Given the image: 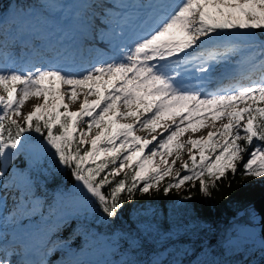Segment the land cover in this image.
Instances as JSON below:
<instances>
[{
  "label": "snow or ice",
  "instance_id": "6c2138e0",
  "mask_svg": "<svg viewBox=\"0 0 264 264\" xmlns=\"http://www.w3.org/2000/svg\"><path fill=\"white\" fill-rule=\"evenodd\" d=\"M131 4L133 16L124 3L106 5L98 16L83 11L95 4L73 13L74 5L46 3L61 21L75 19L72 29L58 28L53 38L41 33L32 11L19 9L7 30L12 46L0 26V193L13 188L18 210L35 214L41 208L31 170L49 153L78 184L74 194L62 197H73L78 216L104 223L117 218L137 193L152 198L153 192L168 196L183 188L188 194L179 198L187 201L197 184L210 197L229 174L264 178V42L255 39L258 30L264 32V0ZM29 33L38 38L25 39ZM88 41L104 43L110 54L93 55ZM218 66L227 69L228 86L209 91ZM31 99L40 102L25 113ZM78 101V109L70 110ZM218 121L227 122L218 127ZM209 128L206 136L181 140ZM158 129L159 136L151 135ZM31 133L42 139L23 170L14 161L28 148ZM135 223L130 247L139 235L161 227L149 219ZM127 237L131 232L118 239ZM3 239L0 264H51L29 258L37 249L22 254ZM249 241L264 250V212L254 206L243 210L226 237L229 247Z\"/></svg>",
  "mask_w": 264,
  "mask_h": 264
},
{
  "label": "trees",
  "instance_id": "16d2710c",
  "mask_svg": "<svg viewBox=\"0 0 264 264\" xmlns=\"http://www.w3.org/2000/svg\"><path fill=\"white\" fill-rule=\"evenodd\" d=\"M60 1L63 0H0L4 39L9 46H12L13 40L7 30L14 13L19 9L33 13L41 10L46 13L51 8H45L44 4L54 5ZM119 1L122 0H90V5L95 4L96 7H91L88 14L94 12L100 15L106 5ZM38 18L41 17L34 18V21L38 22V27H42V19ZM20 65L24 67L22 63L17 67ZM70 110L77 109H73L71 105ZM30 137L35 144L42 139L37 134ZM34 158L35 148L28 147L14 163L21 169L28 170L29 161ZM11 172L12 168H9V173ZM31 177L38 195L43 199V208L33 215L21 211L17 215L16 225L11 229H5L4 216L1 217L0 234H5L8 239L3 241H10L35 222H45L55 213L66 211L70 214L68 223L52 230V235L48 238L69 240L73 242L72 252L82 250L96 253L106 264H121L123 261H133L134 264H155L157 261L162 264H264V250H261L259 242L249 241L232 247L226 243V237L232 236L237 221L243 217V210L264 193V178L240 175L233 178L229 174L227 180L221 181L218 189L212 190L210 197L203 196L197 184L191 189L192 199L187 201L179 198L188 194L183 188L173 190L168 196H164L162 191L153 192L152 198L137 193L133 202L125 203L117 218L104 223L98 219L78 216L73 197H62V193L74 194L78 184L71 170L56 163L51 153L42 165L31 170ZM229 183L231 187H228ZM122 198L126 200V197ZM2 213L0 209V214ZM141 219H149L160 225V230L139 235L135 246L130 247L132 237L137 236L135 222ZM169 227L171 231L167 232ZM256 231L259 232L258 229ZM129 232L131 237L118 239ZM14 248L20 251L17 245Z\"/></svg>",
  "mask_w": 264,
  "mask_h": 264
},
{
  "label": "rangeland",
  "instance_id": "374dc122",
  "mask_svg": "<svg viewBox=\"0 0 264 264\" xmlns=\"http://www.w3.org/2000/svg\"><path fill=\"white\" fill-rule=\"evenodd\" d=\"M85 0H78V1H71V0H63L60 1V3L58 4H69V5H74L76 7L73 8L74 9H78L80 5H82V3ZM55 11L53 9H50V11H47L46 13L41 12V10H38V13H36V15L40 14L41 17L43 18V20L47 19V15L48 18L50 17V15H55ZM95 24H97V26L99 27L98 22H95ZM264 35V32H261ZM261 33L256 34V41L257 42H264V37H261ZM93 47H95V52L93 53V55L98 56L101 54H107L108 53V48L106 47V45L104 43H96L95 45H92ZM223 69H225V67L223 66H218L216 69L215 74L210 76V84L208 86V90H214L217 84V79H218V75L219 73H221L223 71ZM91 99V98H90ZM40 101L36 100V99H31L29 100L25 106L23 107V111L25 113H27L28 111H30L33 107L34 104L38 103ZM79 107V101L76 104L72 105L73 109H78ZM125 121H121V123H124ZM227 121H218L217 122V126L219 127L221 123H226ZM213 130L211 128L207 129V131ZM162 130L158 129L156 133H153L151 135H157L159 136L160 132ZM207 131L205 133H202L200 135H194L191 132L189 136H192L193 138H198L199 136H206L207 135ZM136 135H140V136H147L148 139H151V135H149L147 132L144 131H137L135 133ZM30 136H34L35 133H31L29 134ZM187 139V137L181 139L184 140ZM35 143L33 142L32 139H30L29 141V146L31 148H34ZM175 156L172 157H167V159L169 160V162H171L172 159H174ZM187 153L185 150V154L183 156V159H187ZM180 162H177L176 167H179ZM0 195L3 196L4 201L0 202V209H4V214L7 215V217L5 218V225H7V229L13 228L15 225V221H16V217L17 215L20 213V210L17 209V204H18V200L16 197V192L13 188H9L7 191L0 193ZM44 202L41 201V208L38 209L36 211L40 212L42 207H43ZM13 213H15V215H13ZM25 214H32V213H26ZM55 219L52 220L51 224H49V222H42V223H34V224H38L37 227L32 228V225H30V227L24 232L19 234L18 236L15 237V239L11 242L12 245L10 248L16 249L14 248V246L17 243H20L18 250H21L22 254L24 252V250L26 248H34L37 249L38 251L36 252L37 257L36 259H39L41 257H43L44 259L48 260L51 262V264H67V262L70 261H76V260H80V261H84L85 256L87 255L88 258V262H95L96 264H106L105 262H101L95 255L93 254H83L82 256H80L82 254H72V252L70 251L72 249V244L73 242L69 241V240H55L52 237H47L52 233V229L55 227V225L57 223H59L60 221H62L63 219H65V217H68L69 214L68 213H56L55 214ZM1 237V235H0ZM51 250V251H49ZM49 251V254L47 256H43V253ZM31 256V255H30ZM29 256V258H30ZM12 259L18 260L19 257H12ZM89 264V263H87Z\"/></svg>",
  "mask_w": 264,
  "mask_h": 264
},
{
  "label": "bare ground",
  "instance_id": "6f19581e",
  "mask_svg": "<svg viewBox=\"0 0 264 264\" xmlns=\"http://www.w3.org/2000/svg\"><path fill=\"white\" fill-rule=\"evenodd\" d=\"M143 0H122L121 3H124V4H128L130 5L131 3H138V2H142ZM207 131V129H202L199 133H195L194 135H200L202 133H205ZM190 133H185L183 137H181V139L185 138V137H188ZM193 134V133H192ZM157 162H159L160 160V157H156L155 158Z\"/></svg>",
  "mask_w": 264,
  "mask_h": 264
},
{
  "label": "water",
  "instance_id": "95a60500",
  "mask_svg": "<svg viewBox=\"0 0 264 264\" xmlns=\"http://www.w3.org/2000/svg\"><path fill=\"white\" fill-rule=\"evenodd\" d=\"M250 206H254L258 211L264 212V193L255 201L252 202ZM259 229V227H258ZM260 231V229H259Z\"/></svg>",
  "mask_w": 264,
  "mask_h": 264
}]
</instances>
